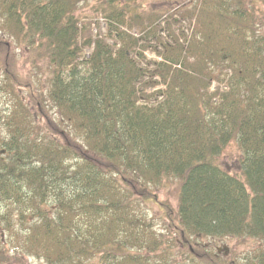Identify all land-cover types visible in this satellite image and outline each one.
I'll return each instance as SVG.
<instances>
[{
	"label": "trees",
	"instance_id": "1",
	"mask_svg": "<svg viewBox=\"0 0 264 264\" xmlns=\"http://www.w3.org/2000/svg\"><path fill=\"white\" fill-rule=\"evenodd\" d=\"M81 1L0 0L7 32L50 67L34 102L30 80L13 78L37 116L57 114L41 126L7 86L0 264H13L9 252L47 264H239L190 247L200 236L264 241V0H190L178 32L137 0H98L99 35L77 16ZM231 139L241 175L213 161ZM166 178L179 186L176 217L161 205L174 233L162 239L143 204ZM244 264H264V250Z\"/></svg>",
	"mask_w": 264,
	"mask_h": 264
},
{
	"label": "rangeland",
	"instance_id": "2",
	"mask_svg": "<svg viewBox=\"0 0 264 264\" xmlns=\"http://www.w3.org/2000/svg\"><path fill=\"white\" fill-rule=\"evenodd\" d=\"M97 1L98 0H83L79 3L76 9V14L80 17L81 23L85 25L86 28H89V32L92 35H99L104 32L103 19L100 14L95 11ZM137 3L139 5L140 12L144 15L149 13H156L158 15L162 14L161 18L166 23V25L162 28L168 29L173 26L174 32L179 31V27L176 25V22L181 23L184 16H186V13H188L193 6L190 0H137ZM171 20H175V22H172ZM151 41L153 40H149V45L152 44ZM29 50L30 48L26 39L20 40L14 37L12 33L7 32L5 25L0 20V112L2 114V110L10 103L11 98L5 90L7 89V86L9 87V85H11L19 93L21 99L31 109L36 122H40V125L42 126V124L46 123L45 117L54 121L57 120L55 109L52 110L48 108L45 110V114L42 115V117L37 116L36 113H34L35 106L32 103L35 96L39 98L42 97L41 99H44L49 85L50 67L48 66V62L44 56H36L35 53ZM143 54L147 58H155L154 51H152L151 47H148V49L143 51ZM150 66L151 63L148 64V67ZM148 69L152 70V68ZM6 73H8L7 75L9 79L6 76ZM13 76L19 80H30L27 82H29L28 85L32 89V101L29 88L23 86L26 84L18 83ZM148 91H151V88H148ZM1 126L2 124L0 121V130ZM64 132L67 136H69L70 133H68L67 130ZM240 153L241 152L236 139H231L223 150L218 155L214 156L213 161L226 171L232 174L241 175L238 160ZM178 186L179 180L177 178L164 179L162 184L154 191L155 197L146 200L143 204L145 205L144 208L151 220L153 228L156 230V233L160 232L163 234L161 237L162 239L174 236V233L169 227L171 222L168 218H166V215L163 212L164 209L161 208V205H169V207L174 210L173 216L175 215L178 198ZM174 222H176V220ZM191 241L192 245L191 247L189 245L190 248L198 242L200 245H203L211 250L212 253L216 255L217 259L228 263L237 262L239 264H244L245 261H248V259L253 260V256L257 248H260L262 251L264 250L263 240L249 237L235 238L231 236H200L198 239L193 237ZM164 242L166 241L164 240ZM6 244H4V247ZM185 248L187 249V247ZM185 248L183 251L186 250ZM202 250H205V248ZM202 252L204 253L205 251ZM6 254L11 255V261L13 264H47L43 258H37L36 256L23 255L22 253H18L17 255L12 252ZM154 255L161 256L162 254L157 252ZM172 259L177 261L182 259L177 250L173 249Z\"/></svg>",
	"mask_w": 264,
	"mask_h": 264
}]
</instances>
